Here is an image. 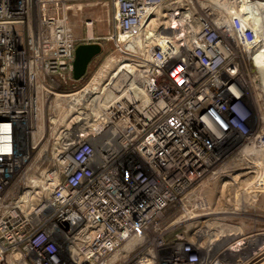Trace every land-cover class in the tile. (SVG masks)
<instances>
[{
	"label": "built area",
	"instance_id": "built-area-1",
	"mask_svg": "<svg viewBox=\"0 0 264 264\" xmlns=\"http://www.w3.org/2000/svg\"><path fill=\"white\" fill-rule=\"evenodd\" d=\"M262 28L264 0H0V262L218 264Z\"/></svg>",
	"mask_w": 264,
	"mask_h": 264
},
{
	"label": "rangeland",
	"instance_id": "rangeland-1",
	"mask_svg": "<svg viewBox=\"0 0 264 264\" xmlns=\"http://www.w3.org/2000/svg\"><path fill=\"white\" fill-rule=\"evenodd\" d=\"M83 15L94 16L98 19L94 29L95 33L106 32L108 26L105 13L93 9L85 10ZM73 20L75 33L81 35L84 31L83 26L78 18ZM259 47L256 51V54L260 52L257 55L258 57H251V59H246L245 61L248 66V77L246 78L245 86L251 105L248 112L249 120H247L245 128L250 133V136L256 135L261 131L258 139L262 137V141L258 142L257 140L258 144L255 137V141L253 140L252 142L257 143L259 146L257 148L256 146L246 148V152L236 157L237 161L232 164L233 172H231V175L241 172V174L237 175V185H241V188L231 186L227 191H230L232 198L238 196V191L246 192L245 196L248 199V203L241 202V204H237L232 202L229 205V207L238 208L239 210L229 222L234 227L233 234L225 236L218 241L216 253L218 264H264V74L260 73L258 64V58L262 56L264 51V42ZM251 98L253 99L252 101ZM252 165H257L254 169L258 167V171L245 173ZM252 187L254 188V193H250L251 195L249 194V196L248 193L252 190ZM252 198H254V201H251ZM237 242H239L238 246ZM0 264L2 263L0 262Z\"/></svg>",
	"mask_w": 264,
	"mask_h": 264
},
{
	"label": "water",
	"instance_id": "water-1",
	"mask_svg": "<svg viewBox=\"0 0 264 264\" xmlns=\"http://www.w3.org/2000/svg\"><path fill=\"white\" fill-rule=\"evenodd\" d=\"M99 50L100 45L97 43H81L76 46L73 61V75L75 78H79L85 73L91 58Z\"/></svg>",
	"mask_w": 264,
	"mask_h": 264
},
{
	"label": "bare ground",
	"instance_id": "bare-ground-1",
	"mask_svg": "<svg viewBox=\"0 0 264 264\" xmlns=\"http://www.w3.org/2000/svg\"><path fill=\"white\" fill-rule=\"evenodd\" d=\"M259 30H260V31L262 30V32H264V28L259 29ZM262 45H263V44H262ZM251 47H252V45L250 44V45H249V49H250ZM258 47H259V46H258ZM259 48H260V47H259ZM261 48H262V47H261ZM263 48H264V47H263ZM263 50H264V49H263ZM259 53H260V52H259ZM259 53H258V54H259ZM258 64H259V66H260V68H259L260 73H261V74H264V51H263V53H262V56H259V58H258ZM258 64H257V65H258ZM263 76H264V75H263ZM261 90H262V89H261ZM263 90H264V89H263ZM260 94H261V93H260ZM263 94H264V93H263ZM262 96H263V95H262ZM255 152H256V151H255ZM257 165H258V164H257ZM257 165H256V166H257ZM256 166H255V165L250 166V167H249L250 169H249L248 171H245V173H247V172H254V171H256V170L258 171V169H259L258 167H257V169H254V167L256 168ZM263 167H264V165H263ZM239 174H241V172L238 173V175H239ZM242 174H243V173H242ZM236 177H237V175H234L233 178H232V181H234V180L236 179ZM256 187H257V186H256ZM251 189H252V190H250L251 192L249 191L248 195H249L250 193H254V188L252 187ZM250 195H251V194H250ZM250 195H249V196H250ZM253 195H254V194H253ZM251 200H254V198L251 199Z\"/></svg>",
	"mask_w": 264,
	"mask_h": 264
}]
</instances>
